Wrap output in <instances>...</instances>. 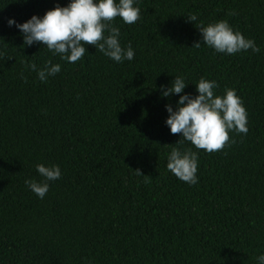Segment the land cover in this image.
<instances>
[{
  "label": "trees",
  "instance_id": "trees-1",
  "mask_svg": "<svg viewBox=\"0 0 264 264\" xmlns=\"http://www.w3.org/2000/svg\"><path fill=\"white\" fill-rule=\"evenodd\" d=\"M70 0H0V264H256L264 254V0H139L132 25L117 17L133 61L115 63L86 45L67 63L42 44L25 46L7 20ZM234 13V14H232ZM196 24L227 20L259 54L216 53ZM201 43L199 48L194 47ZM62 70L47 83V62ZM183 75L198 95L203 77L235 89L248 112L247 135L207 153L166 125L162 97ZM173 147L198 152L199 182L167 169ZM62 178L44 199L25 184L36 165ZM139 171V172H138Z\"/></svg>",
  "mask_w": 264,
  "mask_h": 264
},
{
  "label": "clouds",
  "instance_id": "clouds-1",
  "mask_svg": "<svg viewBox=\"0 0 264 264\" xmlns=\"http://www.w3.org/2000/svg\"><path fill=\"white\" fill-rule=\"evenodd\" d=\"M138 4L139 0H70L67 6L57 5L43 17L33 15L24 23H19L13 17L7 20V24L20 31L25 46L42 44L67 63L81 61L88 52L86 45H94L98 51L119 64L133 61L135 50L130 44L122 46L120 29L113 27L112 22L119 17L125 24H135L141 18ZM188 18L196 24L195 15ZM196 27L201 31L204 44L216 53L236 55L249 50L257 54L261 52L254 39L246 38L243 33L234 30L227 20L207 26L200 23ZM200 46L201 43H196L194 47ZM25 67L36 72L43 83L62 70L60 64L51 61L40 69L35 63ZM188 84L186 78L180 75L175 76L171 86L160 88L163 98L174 94L179 96L175 108L172 104L166 105L169 113L166 125L172 134H182L177 144L189 142L198 150L213 153L235 143L234 139L230 140L231 132L247 135L248 112L235 89L226 88L223 95H218L219 84L202 77L195 83L198 95L193 96L185 92ZM167 160L168 171L177 179L189 185L198 184V152L173 147ZM36 171L43 180L26 179L25 184L38 198L44 199L51 182L62 178V169L58 164L45 166L40 163L36 165ZM256 264H264V254L256 257Z\"/></svg>",
  "mask_w": 264,
  "mask_h": 264
}]
</instances>
